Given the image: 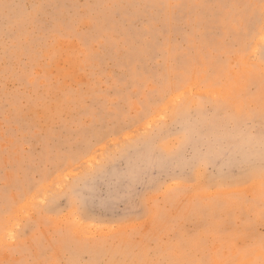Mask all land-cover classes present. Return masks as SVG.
<instances>
[{"label": "rangeland", "instance_id": "rangeland-1", "mask_svg": "<svg viewBox=\"0 0 264 264\" xmlns=\"http://www.w3.org/2000/svg\"><path fill=\"white\" fill-rule=\"evenodd\" d=\"M160 4L183 7L168 18ZM241 14L251 22L237 30ZM260 14L261 0H0V264H94L130 244L179 239L194 264H251L264 236V220L246 202L254 185L234 184L227 158L207 171L191 161L224 132L236 93L259 112ZM181 94L205 102L193 114L192 143L132 183L129 153L156 159L153 129L161 117L173 124ZM97 162L105 171L88 215L110 226L132 200L136 211L110 237L90 240L66 211L44 209L53 191L82 184ZM17 225L23 235L11 244Z\"/></svg>", "mask_w": 264, "mask_h": 264}, {"label": "snow or ice", "instance_id": "snow-or-ice-1", "mask_svg": "<svg viewBox=\"0 0 264 264\" xmlns=\"http://www.w3.org/2000/svg\"><path fill=\"white\" fill-rule=\"evenodd\" d=\"M33 7L40 9L43 5L35 4ZM110 7L118 8L119 6ZM156 7L162 15L174 18L177 11L183 6L160 4ZM260 16L259 28L264 33V0H261ZM250 22L246 15L241 14L232 21V24L237 30H242ZM7 36L10 37L11 33H8ZM85 46L88 47L87 42H85ZM259 59L264 64V43L259 51ZM261 75L264 76V71ZM243 96V91L236 93L237 104L226 113L227 123L224 132L219 136L204 140L203 148L191 161V168L207 171L215 159L227 158L229 166L233 170L230 176L231 181L236 185H254L252 195L250 198H246V202L250 206L249 212L264 220V97L261 98V105L257 112L242 102ZM204 110L203 98H189L184 94L177 96L173 107V113L177 118L174 119L173 124L166 128L164 118L161 117L160 123L153 129V136L160 141V144L156 145L154 149L157 154L156 159H152L151 152L147 156L138 152L129 153L128 173L131 182H139L140 176L148 168L163 169V161L166 158L185 151L192 143L193 126L197 123L193 119V114L199 116ZM172 141H174L172 146L165 148L164 145ZM104 171L105 164L97 162L88 179L82 184L74 183L66 185L60 191H53L45 203L44 210L56 212L57 215L66 211L73 229L85 239L103 240L110 237L118 231V225L126 223L130 215L136 211V202L130 201L128 214L110 226L89 216L87 203L94 198L96 178L103 175ZM170 179L174 183H178L183 177L172 176ZM169 187L170 190H174L171 186ZM63 200H67L68 203L65 209L58 211V202ZM136 231L133 229L131 234H135ZM21 235H23V230L20 225H17L15 231L7 233V240L11 244H15ZM165 245H167V252ZM255 248L259 249V254L251 264H264V236H261L258 243L254 244L253 250ZM173 249L179 251L180 256H174ZM189 251L188 241L183 239L166 242L152 240L147 244H130L120 251L111 253L110 258L97 260L94 264H194L193 261L183 258L188 255ZM70 264H80V261H72ZM195 264H213V261L205 258Z\"/></svg>", "mask_w": 264, "mask_h": 264}]
</instances>
